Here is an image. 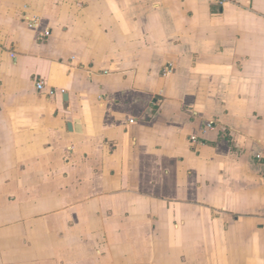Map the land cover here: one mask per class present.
<instances>
[{
	"label": "crops",
	"instance_id": "crops-1",
	"mask_svg": "<svg viewBox=\"0 0 264 264\" xmlns=\"http://www.w3.org/2000/svg\"><path fill=\"white\" fill-rule=\"evenodd\" d=\"M0 264H264V0H0Z\"/></svg>",
	"mask_w": 264,
	"mask_h": 264
},
{
	"label": "built area",
	"instance_id": "built-area-1",
	"mask_svg": "<svg viewBox=\"0 0 264 264\" xmlns=\"http://www.w3.org/2000/svg\"><path fill=\"white\" fill-rule=\"evenodd\" d=\"M219 4L222 5V4H223V1H219ZM35 87H36L37 91H40V90L42 89V87H43L42 82H41L40 80H37V81L35 82ZM207 128H208V129H211V124H209V125L207 126ZM191 141H192V143H195V142H196L195 139H193V138H192Z\"/></svg>",
	"mask_w": 264,
	"mask_h": 264
}]
</instances>
